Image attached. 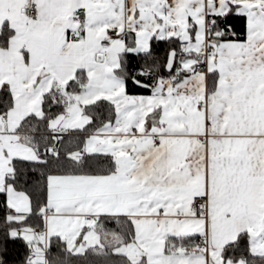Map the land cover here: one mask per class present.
Masks as SVG:
<instances>
[{
  "label": "crops",
  "instance_id": "0c3cea01",
  "mask_svg": "<svg viewBox=\"0 0 264 264\" xmlns=\"http://www.w3.org/2000/svg\"><path fill=\"white\" fill-rule=\"evenodd\" d=\"M26 2L0 0V89L14 97L0 114V190L13 217L28 213L30 202L6 181L10 160L38 159L17 128L25 116L42 114L46 92L66 93L79 71L87 75L80 92L66 95V112L50 121L54 132L84 128L91 120L84 107L101 98L116 115L86 134L82 149L112 156L115 170L51 175L45 227L23 228L25 239L41 235L47 247L58 235L83 253L102 242L99 217L127 216L135 238L117 249L143 264H246L223 256L243 233L251 253L264 256V0H31L39 16L28 25ZM232 9L246 17L245 38H210L207 17ZM110 29L134 33V45L124 38L102 46ZM171 37L189 41L176 69L183 75L161 78L150 93H128L118 73L123 52L146 53L153 38ZM198 195L208 201L204 218L190 208ZM189 237L205 247L177 241ZM46 249L30 264H47Z\"/></svg>",
  "mask_w": 264,
  "mask_h": 264
},
{
  "label": "trees",
  "instance_id": "16d2710c",
  "mask_svg": "<svg viewBox=\"0 0 264 264\" xmlns=\"http://www.w3.org/2000/svg\"><path fill=\"white\" fill-rule=\"evenodd\" d=\"M210 33V38L216 37V34L221 39H244L246 17L235 13L233 9L223 15H214L213 29ZM124 38L128 46L134 45V33L126 32ZM5 39L0 38V42ZM182 48L183 43L176 37L153 38L150 50L146 53L123 52L122 65L118 73L126 81V91L130 94L150 93L161 78H180L183 74L176 73V69L183 58L189 55L187 52L181 53ZM171 50L176 51V57L174 66L168 70L166 63ZM86 79L85 71H79L77 76L67 83L66 93L59 89L46 92L42 100V114L25 116L17 128L35 149L38 159L10 160L12 171L6 181L14 189L28 195L30 209L20 218L13 217L14 212L8 203L6 191L0 190V264H30L28 257L30 243H34L39 251L47 248V264H143L142 261H135L117 249L135 238L134 223L127 216L99 217L95 225L102 236V242L87 247L83 253L68 249L65 241L58 235L50 236L46 247L41 235L28 241L23 235L18 236L14 233L17 227L30 229L39 227L42 233L45 227L51 175H100L115 170V161L110 155L87 154L84 160H79L75 156L83 149L86 134L97 131L115 118L116 109L110 100L101 98L84 107V112L91 120L82 129L54 132L50 127L53 118L66 112L68 107L66 95L80 92ZM215 81L216 74L210 73V84ZM140 83L146 86H141ZM13 104V93L7 86L2 87L0 114L8 112ZM177 241L191 248L198 247L199 238H180ZM223 256L232 260L243 258L246 264H264V256L251 253L246 233L240 234L235 242L228 244L223 250Z\"/></svg>",
  "mask_w": 264,
  "mask_h": 264
},
{
  "label": "built area",
  "instance_id": "2783aa9c",
  "mask_svg": "<svg viewBox=\"0 0 264 264\" xmlns=\"http://www.w3.org/2000/svg\"><path fill=\"white\" fill-rule=\"evenodd\" d=\"M22 11H23V14L26 17V25H28L31 20H34V19L38 18V16H39L38 7L35 4H33L31 2V0H27V2L25 4V6L23 7ZM205 28H206V31L208 32V34H210V32L213 29V17L212 16H208L207 17ZM208 38H209V36H208ZM122 39H124V34L119 33L115 29H110V30H108L106 37L101 40L100 44L102 46H104V47H108V46L111 45V42L113 40H122ZM183 45H184V47H187L189 45V41H185L183 43ZM212 49H213V46L211 44H208L206 50L209 52ZM185 52H186V50L184 48H182L181 49V53H185ZM195 68L196 69H202V64L201 63H197L195 65ZM199 105L200 106H205L206 105V101H204V100L200 101ZM3 118L7 119V116L4 115ZM159 144H160V140L156 139L154 141V146H157ZM86 155H87L86 152L84 150H81V151L77 152L75 156L79 160H84L86 158ZM207 204H208V201H207V198L205 196H200V195L194 196L192 198V201H191V204H190V208H191L193 216L197 217V218L206 217L207 216ZM87 219L90 220V219H92V217L88 216ZM22 230H23L22 227L15 228V234H17L18 236H21L22 235ZM34 230L35 231H40V228L39 227H35ZM197 246L200 247V248H204L205 247L204 240L200 239ZM37 252H38V249H37L36 245L34 243H30V245H29V256L28 257H29V260L31 262L34 260ZM41 264H46V263H41Z\"/></svg>",
  "mask_w": 264,
  "mask_h": 264
},
{
  "label": "water",
  "instance_id": "95a60500",
  "mask_svg": "<svg viewBox=\"0 0 264 264\" xmlns=\"http://www.w3.org/2000/svg\"><path fill=\"white\" fill-rule=\"evenodd\" d=\"M175 57H176V51L175 50H171L167 59V63H166V68L168 70L172 69V67L174 66L175 63ZM141 86H146L145 84H141Z\"/></svg>",
  "mask_w": 264,
  "mask_h": 264
}]
</instances>
